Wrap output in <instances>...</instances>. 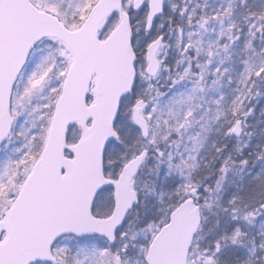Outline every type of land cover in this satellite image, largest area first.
Returning <instances> with one entry per match:
<instances>
[{
	"label": "snow or ice",
	"instance_id": "1",
	"mask_svg": "<svg viewBox=\"0 0 264 264\" xmlns=\"http://www.w3.org/2000/svg\"><path fill=\"white\" fill-rule=\"evenodd\" d=\"M0 264H264V0H0Z\"/></svg>",
	"mask_w": 264,
	"mask_h": 264
}]
</instances>
